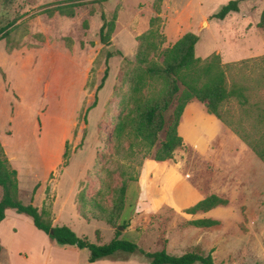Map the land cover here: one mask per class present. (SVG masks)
<instances>
[{"label": "rangeland", "instance_id": "1", "mask_svg": "<svg viewBox=\"0 0 264 264\" xmlns=\"http://www.w3.org/2000/svg\"><path fill=\"white\" fill-rule=\"evenodd\" d=\"M155 1L0 0V28L14 23L10 39L0 42V146L18 172L20 197L46 210L54 225L68 226L91 243L98 242L99 231L101 244H107L115 229L81 219L78 198L84 192L111 208V197L98 195L100 181L130 179L123 215L128 228L121 239L147 252L165 246L176 256L213 251L216 264H264V162L243 139L264 143V29L258 27L264 0L241 2L240 12L224 21L213 15L237 0H164L160 11ZM61 9L74 17L62 16ZM50 10L56 11L53 17ZM102 14L108 21L116 16L108 45L100 41ZM152 28L158 53L193 33L197 58L220 55L228 87L246 90L248 105L233 101L223 111L240 134L203 114L205 105L195 100L186 106L178 131L183 145L173 159L153 158L165 131L150 151L131 149L132 137L121 145V155L111 157L110 140L125 110L119 98L124 60L135 62L137 39ZM111 46L114 56L108 57ZM107 65L109 77L97 92ZM175 106L165 114L167 123ZM108 172L113 178H106ZM211 195L228 205L196 215L184 212ZM207 218L220 224H188ZM0 242L1 264H89L87 250L58 246L12 210L0 228ZM129 258L148 264L141 255Z\"/></svg>", "mask_w": 264, "mask_h": 264}, {"label": "trees", "instance_id": "2", "mask_svg": "<svg viewBox=\"0 0 264 264\" xmlns=\"http://www.w3.org/2000/svg\"><path fill=\"white\" fill-rule=\"evenodd\" d=\"M164 0H156L155 7L160 11V6ZM245 0L231 1L223 6L213 18L224 21L230 14L239 13V4ZM55 10L48 11L53 17ZM62 16L74 17L73 11L66 9L58 10ZM103 25L100 29V41L103 45H108L110 35L114 31L116 16L112 20H107L102 14ZM158 19H153L151 25L154 27ZM14 23H9L0 28V42L10 39L11 28ZM258 27L264 29V10L261 14ZM108 30V31H107ZM158 37L155 29L137 39L138 47L133 63L125 58L127 71L122 79V86L119 88L120 103L124 105L123 115L118 119L110 140L111 148L115 153L111 157L121 155L122 144L126 140H131V149L134 147L140 151L153 149L160 141V134L165 131V139L161 142L159 149L154 155V160L164 163L174 157L175 151L183 145L179 123L186 106L193 100L204 104L207 112L214 115L236 134L238 130L233 123L229 122L224 114V108L236 101L240 106L248 105V98L244 87L227 85V76L222 64L220 55L213 54L206 60L196 57L197 35L187 33L181 37L174 45L158 53V44L154 39ZM12 49H9V51ZM118 54H121L120 52ZM160 58V62L156 57ZM114 55L108 51V57ZM109 77V67L105 70L104 76L98 86L97 92L101 91ZM97 104V99L91 108ZM176 104L174 116L170 123L165 120V114ZM183 123V120L181 124ZM181 126V125H180ZM179 128V132H178ZM244 141L251 147L253 152L264 162V143L262 140L251 143L247 137ZM69 152L64 153L65 166L68 165ZM160 164V163H159ZM105 171V170H104ZM114 176L113 172H108L106 178ZM113 178V177H112ZM132 180L115 181L106 183L100 181L101 187L98 195L101 199L111 197V208L104 207L96 199L88 198L82 192L78 198V213L87 222H102L115 229L114 239L101 244L100 232L97 231V243H91L88 239L78 236L68 226H56L51 220L50 214L46 210H40L33 202L25 204L20 197V187L18 172L9 166L3 148L0 146V188L2 197L0 199V225L6 218L8 210L14 211L18 215L28 217L35 228L45 233L49 239L60 247H74L78 250L89 252V263L101 260H125L133 255L144 256L148 264H216L213 258V251L208 254L201 252H189L181 256L171 255L165 246L155 252H147L139 245L121 239L120 228L127 229L128 224L123 218L129 183ZM228 200L217 195H211L198 202L184 212L189 215L207 213L217 207L227 206ZM123 225L119 226V222ZM190 226L196 228H213L220 224L213 219H199L190 221ZM0 243V255L2 252Z\"/></svg>", "mask_w": 264, "mask_h": 264}, {"label": "crops", "instance_id": "3", "mask_svg": "<svg viewBox=\"0 0 264 264\" xmlns=\"http://www.w3.org/2000/svg\"><path fill=\"white\" fill-rule=\"evenodd\" d=\"M171 30H172V28H170ZM185 34H183L181 37H183ZM180 37V38H181ZM179 38V39H180ZM193 101H195V100H193ZM197 101V100H196ZM192 102V101H191ZM199 102V101H198ZM206 108V107H205ZM186 109V108H185ZM206 111H207V109H206ZM203 114H205L207 117H213L214 119V121H215V123L217 122V124L219 125V121L221 122V120H219L217 117H215L214 115H211V114H209L208 112L207 113H203ZM184 116H185V118L187 117V114H186V112L184 111V113H183V115H182V117H181V120H180V123H179V127H180V125H181V122H182V120H183V118H184ZM196 115H194V116H191V119L193 118V117H195ZM190 119V120H191ZM178 131H179V128H178ZM179 135H180V133H179ZM181 136V135H180ZM207 198V197H206ZM205 199V198H204ZM204 199H201L200 201H202V200H204ZM200 201H198V202H200ZM197 202V203H198ZM127 210V209H126ZM9 211H11V210H8L7 212H6V218H7V214H9ZM77 212H78V210H77ZM78 215H79V213H78ZM79 217H80V215H79ZM6 218H5V220L1 223V225H0V228L2 227V225L5 223V221H6ZM81 218V217H80ZM82 219V218H81ZM210 219V218H209ZM31 221V220H30ZM85 221V220H84ZM87 222V221H86ZM96 222V221H95ZM31 223H32V221H31ZM33 224V223H32ZM34 226V225H33ZM35 227V226H34ZM37 229V228H36ZM1 243V242H0ZM2 245V244H1ZM63 248H65V249H74V247H63ZM75 249H77V248H75ZM2 252H5V249H4V247H3V249H2ZM2 252H1V255H0V257H2L3 256V254H2ZM49 261L47 260V263H48ZM1 264V263H0ZM89 264H91V263H89ZM92 264H133V261H130V258L129 259H125V260H101V261H97V262H95V263H92Z\"/></svg>", "mask_w": 264, "mask_h": 264}, {"label": "water", "instance_id": "4", "mask_svg": "<svg viewBox=\"0 0 264 264\" xmlns=\"http://www.w3.org/2000/svg\"><path fill=\"white\" fill-rule=\"evenodd\" d=\"M114 50H115V47H114V46H111V47L109 48V52H110V53H112ZM122 230H123V228H120V231H122Z\"/></svg>", "mask_w": 264, "mask_h": 264}]
</instances>
